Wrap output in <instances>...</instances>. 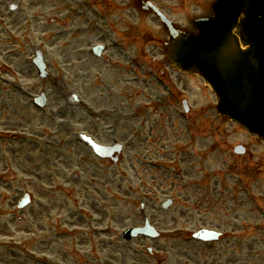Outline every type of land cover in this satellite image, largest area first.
Segmentation results:
<instances>
[{"label":"rangeland","instance_id":"374dc122","mask_svg":"<svg viewBox=\"0 0 264 264\" xmlns=\"http://www.w3.org/2000/svg\"><path fill=\"white\" fill-rule=\"evenodd\" d=\"M213 1L163 0L160 7L178 26L190 29V20L208 16L209 6ZM151 19L143 20L151 26L152 36L164 38L159 25L156 22L151 23ZM175 79L178 87L185 90L183 97L190 99L192 111L197 112L200 106L206 105V127L219 126L226 133L221 136L223 143L212 150L209 148L213 141H201L196 145L198 151H194L193 154H204L202 158L190 155L193 161L192 170H195L192 174L200 178L205 175L201 180L211 185L216 183L217 174L222 170H236L238 166L239 173L234 172L230 175L227 172L226 176L224 173L220 174V195L208 187L207 196L200 200L202 204L198 206L193 204L194 201H198L193 200L194 190L191 196L187 192V182L192 180L194 184L200 178L190 179L184 176L179 178L174 172L171 180L159 173L152 176V173L143 171L139 174L144 178L140 184L132 174L127 182L124 180L113 182L107 199L92 195L95 200L90 207L94 211V216L88 213V208L72 207L69 204L70 200L63 199V204L67 206L61 207L60 198H52L48 207V200L45 207H39L44 202L36 197L30 209L21 213L15 212L13 228H7L10 216L2 217L7 212L3 206V209L0 207V264H38L36 261L41 257H45L46 260L58 257L67 262L61 261L64 264H73L77 261L91 262L90 260L93 264H157L159 260H164V264H264V146L237 125L217 118L212 109L216 101L206 90L199 88L198 84L197 89L190 88L189 78L184 76L177 75ZM180 113V107L176 104L174 117L176 123L173 130L171 126L170 133L172 136L173 132L174 138L179 137V129L183 128L186 122V119L182 120L179 117ZM192 125H198V120L194 118ZM238 144H245L249 148L251 156L247 158L248 160H238L232 155L233 146ZM171 158L180 170L184 172L188 170L180 152H174ZM200 169L203 174L199 172ZM197 172L198 174H195ZM152 189L157 191V196L150 194ZM145 198L149 199V206L144 200L147 206L146 216L153 226L165 234V237L159 242L148 240L124 242L120 238L122 230L142 224L138 201ZM167 198L172 200L173 206L167 212H163L161 204L168 200ZM95 201L100 203L99 207ZM156 201H159L158 206ZM65 213L78 214L73 218L75 223L73 230L78 233L77 237L80 239L86 238L83 244L87 242L94 244L83 245L79 249L73 247L76 245L71 248L68 244L60 245L56 241L57 237H53L54 232L50 228L52 225H59L55 220L60 216L65 217L60 215ZM19 219L22 224H18ZM186 220L187 223L197 221L194 222L196 227L187 226ZM64 227L70 231L68 227ZM88 228L107 230L103 235H92L93 238L88 240L84 234ZM200 229L223 231L229 239L215 246L180 241L184 234L194 233ZM47 233L53 239L43 235ZM171 242L173 243L168 245ZM148 248L152 249V254L147 253ZM179 261L182 263H178Z\"/></svg>","mask_w":264,"mask_h":264},{"label":"water","instance_id":"95a60500","mask_svg":"<svg viewBox=\"0 0 264 264\" xmlns=\"http://www.w3.org/2000/svg\"><path fill=\"white\" fill-rule=\"evenodd\" d=\"M240 1V3H239ZM230 4V5H229ZM229 5L226 10L227 13L225 16L230 15L231 10L234 8H239V11H247L254 17L257 18L258 11L263 12L264 16V0H229L226 4ZM237 17H231L229 20L224 19L219 21L217 25L229 26L236 21ZM249 20H246V25ZM255 23L254 20H252ZM216 25V26H217ZM258 30V34L261 33V26L258 24L256 26ZM250 30H252L250 28ZM250 30H248L250 32ZM249 32H245L246 35H249ZM252 47L250 49V53L245 56V58H240L234 62L233 71L230 76L226 78L218 88L223 89L224 93H227L231 102L238 106H249V102H253L255 105H260L256 111L259 112L264 111V80L258 81L260 77H257L256 69L258 66H264V42L257 41V37L255 35L250 36ZM191 59L193 63L199 65L198 70L203 75H206L209 79H213L214 72L210 67H204L201 65V62L196 59L193 55H191ZM236 60V59H235ZM261 92L258 96L253 97L255 92ZM245 103V104H244ZM223 106V105H222ZM254 114V118L252 121L253 125H256V129L260 133V135H264V112L259 114ZM258 119L261 123H258Z\"/></svg>","mask_w":264,"mask_h":264},{"label":"flooded vegetation","instance_id":"af4514ba","mask_svg":"<svg viewBox=\"0 0 264 264\" xmlns=\"http://www.w3.org/2000/svg\"><path fill=\"white\" fill-rule=\"evenodd\" d=\"M86 41H87V38H86ZM89 42H90V37H89V39H88V41H87V44L86 45H88L89 44ZM18 76H20V77H23V76H25V73H22L21 75H18ZM23 80H25V79H23ZM54 83L55 84H57L58 86H60L61 84H60V82H59V80H55L54 81Z\"/></svg>","mask_w":264,"mask_h":264}]
</instances>
